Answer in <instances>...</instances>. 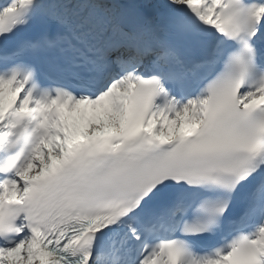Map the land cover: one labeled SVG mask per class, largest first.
Masks as SVG:
<instances>
[{
  "label": "snow or ice",
  "instance_id": "snow-or-ice-1",
  "mask_svg": "<svg viewBox=\"0 0 264 264\" xmlns=\"http://www.w3.org/2000/svg\"><path fill=\"white\" fill-rule=\"evenodd\" d=\"M0 264H264V0H0Z\"/></svg>",
  "mask_w": 264,
  "mask_h": 264
}]
</instances>
